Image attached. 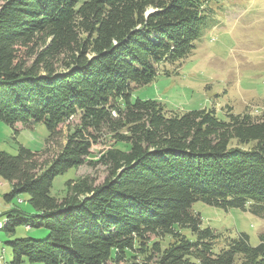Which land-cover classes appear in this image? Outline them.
I'll return each mask as SVG.
<instances>
[{
    "label": "trees",
    "instance_id": "trees-1",
    "mask_svg": "<svg viewBox=\"0 0 264 264\" xmlns=\"http://www.w3.org/2000/svg\"><path fill=\"white\" fill-rule=\"evenodd\" d=\"M215 1L0 0V119L49 130L42 151H0L4 200L27 194L33 209L0 220V264L2 243L6 264H264V233L257 245L244 232L223 238L191 208L200 200L264 219V114L168 113L132 95L177 73L169 67L193 53ZM85 164L105 167L103 181L69 179L64 197L50 193L56 176ZM20 225L49 233L12 237Z\"/></svg>",
    "mask_w": 264,
    "mask_h": 264
},
{
    "label": "rangeland",
    "instance_id": "rangeland-1",
    "mask_svg": "<svg viewBox=\"0 0 264 264\" xmlns=\"http://www.w3.org/2000/svg\"><path fill=\"white\" fill-rule=\"evenodd\" d=\"M212 7L215 12L193 53L169 67L171 72L178 70L177 73L161 74L147 85L133 87L134 99L157 100L168 113L213 107L223 120L228 119L229 111L233 114L247 112L255 118L264 114V0H216ZM76 122V117L70 120L71 124ZM67 125L61 126L60 144L65 141ZM48 136L49 130L42 122L11 126L0 119V151L16 154L21 145L33 151H42ZM58 147L56 143L50 144V156ZM101 148L94 146V154H98ZM106 174L105 167L101 165L85 164L77 169L70 168L55 177L50 193L55 197H64L69 179L90 176L100 183ZM9 190V183L0 179L1 221L11 207L33 210L27 194H21L13 202H6L4 194ZM191 208L200 214L202 227H210L217 234L223 233V238H235L244 232L250 237L252 245L260 243V236L264 233L263 218L239 208L223 209L200 200ZM48 233L44 227L20 225L12 237L44 239ZM7 238L6 232L0 230V239L4 242ZM223 245L224 239L217 242L218 248ZM1 248H5L1 255L2 262L6 264L12 259V249L5 243L1 244ZM23 264L32 263L26 260Z\"/></svg>",
    "mask_w": 264,
    "mask_h": 264
},
{
    "label": "bare ground",
    "instance_id": "bare-ground-1",
    "mask_svg": "<svg viewBox=\"0 0 264 264\" xmlns=\"http://www.w3.org/2000/svg\"><path fill=\"white\" fill-rule=\"evenodd\" d=\"M0 226H1V223H0ZM2 227V226H1Z\"/></svg>",
    "mask_w": 264,
    "mask_h": 264
}]
</instances>
